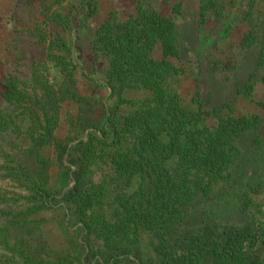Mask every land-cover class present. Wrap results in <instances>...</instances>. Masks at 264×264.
<instances>
[{
	"label": "trees",
	"instance_id": "trees-1",
	"mask_svg": "<svg viewBox=\"0 0 264 264\" xmlns=\"http://www.w3.org/2000/svg\"><path fill=\"white\" fill-rule=\"evenodd\" d=\"M100 3L40 0L42 23L33 10L21 21L20 32L41 50L23 58L25 78L4 80L7 100L28 111L31 123L23 133L0 108V264H264V219L240 224L218 213L223 190H239L242 162L262 138L260 114L238 115L233 103L213 104L200 91L188 104L181 100L180 2L159 8L139 0L124 22L110 11L91 40L95 67L106 60L109 68L102 79L90 74L54 26L78 34ZM200 9L192 51L198 69L203 53L220 49L241 24L247 32L239 46L255 53L257 69L264 67V0H200ZM211 23L215 29L207 32ZM79 79L100 82L108 95H81ZM253 91L251 84L240 93ZM65 104L73 105L69 133L59 141ZM22 135L25 146L15 139ZM49 148L70 181L65 190L51 188L52 162L43 153ZM245 184L239 199L255 216L263 196L253 195L264 190ZM52 210L77 238L74 253L53 255L40 241L43 216ZM146 230L150 257L142 244Z\"/></svg>",
	"mask_w": 264,
	"mask_h": 264
},
{
	"label": "rangeland",
	"instance_id": "rangeland-1",
	"mask_svg": "<svg viewBox=\"0 0 264 264\" xmlns=\"http://www.w3.org/2000/svg\"><path fill=\"white\" fill-rule=\"evenodd\" d=\"M67 1L70 4H78L80 2V0ZM138 1L101 0L99 14L87 19L86 26L78 34L64 33L59 26H54V31L60 32L65 36L74 49L76 59L87 68L89 73L102 79L109 68V62L106 60L101 61L95 67V55L91 49L94 29L107 18L110 11H116L121 22L126 21L135 13ZM154 2L159 8H168L167 6L174 2H180L182 5V14L178 23L184 57L178 59L176 63L180 68L176 86L178 87L181 100L188 104L192 96L197 91H200L204 96H210L213 104L233 103L235 112L238 115L260 114L262 127L259 133L262 138L258 142L256 149L251 150L244 158L242 162V168L244 169L235 184L239 190L241 188L244 190L249 188L245 182H249L251 185L260 184L264 190V67L257 69L255 53L239 46L243 34L247 32V26L244 24L238 25L232 32L230 39L221 44L222 47L220 49L208 50L206 55L203 53V57H206V59L203 62L202 69H198L193 61L192 51L194 52L199 46L200 0H154ZM39 3L40 0H0V108L4 115L18 125L23 133L28 129L31 117L23 107L7 100L4 80L9 76L25 78L27 68L23 65V58L41 50L33 45L35 38L20 32L21 21L22 19H28L30 10H33L34 17L38 18L42 23V16L36 13ZM43 26L47 30L51 28L49 25L46 26L45 23ZM210 28L215 29L214 24L207 25L206 31L208 32ZM255 71H257V74H255ZM251 84L254 85L252 95L240 93L241 90ZM78 88L81 95L85 94L98 98H104L103 96L108 95V89L100 82L93 83L79 79ZM72 107V104H65L62 107L61 120L56 128V137L59 141L65 140L69 133L66 112H70L69 110ZM15 139L18 144L27 145L25 135L15 137ZM43 153L52 162L49 172L51 188L58 190L69 188L71 184L65 176L58 154L53 148L44 149ZM248 179L249 181H247ZM239 190H232V193H229L228 190H223L224 197L218 205V213H221L223 219H227L228 222L235 220L240 224L253 225L256 220H263L264 195H260V197L253 195L254 198H262L263 196V199L259 201V203H262V201L263 203L260 204L262 211L252 216L239 199ZM242 207L243 209H241ZM43 217L46 221L41 226L40 241L48 246L53 255L60 256L74 253L78 247L77 238L68 234L63 215L52 210L44 214ZM151 243L152 233L148 230L143 231L142 244L145 257L152 255ZM123 264H128V262Z\"/></svg>",
	"mask_w": 264,
	"mask_h": 264
}]
</instances>
